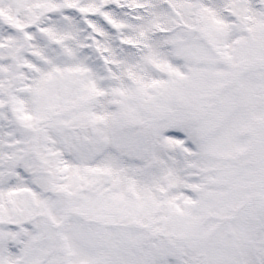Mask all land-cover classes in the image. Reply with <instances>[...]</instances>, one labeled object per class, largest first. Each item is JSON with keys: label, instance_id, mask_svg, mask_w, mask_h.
<instances>
[{"label": "snow or ice", "instance_id": "snow-or-ice-1", "mask_svg": "<svg viewBox=\"0 0 264 264\" xmlns=\"http://www.w3.org/2000/svg\"><path fill=\"white\" fill-rule=\"evenodd\" d=\"M0 264H264V0H0Z\"/></svg>", "mask_w": 264, "mask_h": 264}]
</instances>
